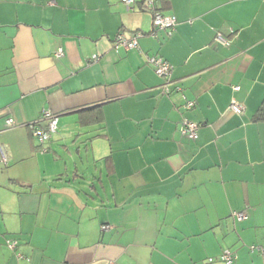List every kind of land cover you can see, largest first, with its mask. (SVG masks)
Returning a JSON list of instances; mask_svg holds the SVG:
<instances>
[{"label": "crops", "instance_id": "1", "mask_svg": "<svg viewBox=\"0 0 264 264\" xmlns=\"http://www.w3.org/2000/svg\"><path fill=\"white\" fill-rule=\"evenodd\" d=\"M263 99L264 0H0V264H264Z\"/></svg>", "mask_w": 264, "mask_h": 264}, {"label": "built area", "instance_id": "2", "mask_svg": "<svg viewBox=\"0 0 264 264\" xmlns=\"http://www.w3.org/2000/svg\"><path fill=\"white\" fill-rule=\"evenodd\" d=\"M121 1L126 5L127 8H129V4L132 3L134 0H121ZM145 2L148 7H152L153 0H145ZM152 24L154 27V30L150 32V35L152 36H155V31L157 29H163L166 30L168 33H171L172 29L176 24V19L174 16L171 15H163L160 14L159 12H153ZM143 35H144L143 32L137 31L130 36H126L124 31H118L112 40V46L115 49L123 48L125 50L138 48V38ZM216 39L218 41H222V42L224 41V39H222L220 35H217ZM55 55L57 57L61 56L62 49L58 48L55 52ZM91 59L95 60L97 59V56L92 55ZM147 62L151 64L153 71L157 76L164 78H168L170 76L172 71V65L160 55H149L147 57ZM234 89H238V87L234 86ZM162 91L163 92L168 91L166 85L162 87ZM193 104L194 101L186 100L185 103L183 104V107L189 109L193 106ZM229 109L232 110L234 113L239 114L243 111V105L232 101L229 104ZM41 118L46 120V124L44 127L39 126L37 122L29 124L28 127L30 128L32 135L36 138L37 142L40 144V150L42 152H46L47 148L43 146V144L47 142L51 138L52 134L56 131L57 115L49 110H43ZM5 125L6 127H12L14 125V120L11 117L6 118ZM197 130H198V126L195 122L188 119L187 117H183L181 119L179 125V132L182 136L188 139H194L197 136ZM0 163L2 164L6 163V156L2 151H1ZM233 214L239 220L246 218L244 212H234ZM106 227L107 226H103V228ZM7 246L13 250L16 246V241L12 240L8 242ZM254 249L260 250L264 254V250L262 248L251 246V250ZM17 256L22 257L20 253H18ZM233 258H234L233 254L228 249H225L221 254V259L226 264H231Z\"/></svg>", "mask_w": 264, "mask_h": 264}, {"label": "trees", "instance_id": "3", "mask_svg": "<svg viewBox=\"0 0 264 264\" xmlns=\"http://www.w3.org/2000/svg\"><path fill=\"white\" fill-rule=\"evenodd\" d=\"M254 120L256 121H264V99L263 101L261 102V104L259 105L258 109L256 110L255 114H254V117H253ZM225 250V249H224ZM223 250V251H224ZM229 250V249H228ZM222 251V252H223ZM222 252L220 253L219 255V259H221V254ZM213 259L212 258H208V261H212ZM222 260V259H221ZM223 261V260H222ZM224 262V261H223Z\"/></svg>", "mask_w": 264, "mask_h": 264}]
</instances>
